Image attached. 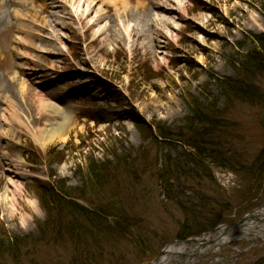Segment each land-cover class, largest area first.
Here are the masks:
<instances>
[{
	"label": "rangeland",
	"instance_id": "obj_1",
	"mask_svg": "<svg viewBox=\"0 0 264 264\" xmlns=\"http://www.w3.org/2000/svg\"><path fill=\"white\" fill-rule=\"evenodd\" d=\"M88 4L89 0H0V17L7 19L0 24V105L3 99L20 105L22 112L14 111L15 116L24 120L29 107L19 88L22 80L36 94L67 108L69 121L76 124L65 141L41 147L20 122L4 125L0 116V237L27 238L16 260L6 255L0 264H75L77 257L68 238L55 241L39 233L45 213L34 190L35 180L50 182L52 176L70 190H78L86 177V164L111 160L113 152L120 159L125 157L122 163L131 164V173L135 171L137 183L126 179L119 187L122 202L126 200L125 207L130 209L125 210L129 223L131 218L140 222L137 237L142 243H137V237L97 231L101 255L97 264L153 261L167 243L216 219L224 205L230 204L231 211L214 227L264 209V175L259 193L246 201V178L234 170L236 165L249 166L264 148V73L254 74L261 95L258 101L227 100L219 88L221 79L236 77L233 65L253 50L254 36L264 33V1L128 0L123 8L94 1L91 9ZM179 4L185 13L177 10ZM97 13L103 18L93 23ZM20 22L31 31L27 41L31 50L16 39ZM129 29L134 33L129 35ZM29 58L57 76L53 86L38 87L32 76L22 74V62ZM191 99L203 109L210 105L215 110L216 151L232 159L233 167L211 163L207 157L209 175L198 172L169 179V185L157 178L164 158L183 159L178 154L191 147L173 140L148 144L134 119L165 125L183 136ZM51 120L61 121V116ZM140 160L146 163L142 170ZM11 171L22 173L21 194H12ZM129 179H134L133 173ZM117 205L124 206L120 201ZM261 218L253 220L262 224ZM203 232L188 237L198 238ZM140 244L146 247L142 253ZM217 256L222 264L259 260L264 264V241L250 245L247 239H237L221 247Z\"/></svg>",
	"mask_w": 264,
	"mask_h": 264
},
{
	"label": "trees",
	"instance_id": "obj_2",
	"mask_svg": "<svg viewBox=\"0 0 264 264\" xmlns=\"http://www.w3.org/2000/svg\"><path fill=\"white\" fill-rule=\"evenodd\" d=\"M254 37L255 47L253 50L244 53L236 65H233L236 77L223 78L219 81L220 92L227 100H260L261 95L254 85L253 79L254 74L264 73V33ZM201 106L197 101L190 100L188 108L191 116L187 121V133L183 136L175 135L165 125L159 123L147 125L134 119L136 127L142 133L143 139L148 140V144L157 146L161 143L168 144L173 140L174 142H184L191 147L192 150L178 154L177 158L181 157L183 159L164 158V167L160 170L162 175H157V178L164 179V182L169 183V185H171L169 179L188 177L198 174V172H202L206 176L209 175L207 172L210 170L211 165L206 162L207 157L210 158L211 163L233 167L232 159L223 158L216 151L219 143L213 138L214 130L218 126V119L214 118L215 110L210 105L206 106L207 109H203ZM120 158L121 156L113 152L111 160L89 161L86 164V177L78 190H70L65 182L52 176L50 182L35 180L34 190L45 213V221L38 225L39 233L43 235L44 239L47 236H52L55 241L65 237L68 238L77 257L75 258V264L80 262L81 264L91 263L92 261L95 264L99 263L98 259L101 258V255L96 241L97 231H107L114 235L121 234L122 236L135 238L140 232L139 221L137 222V220L131 218L133 221L129 223L128 218L130 216L125 210L130 209L125 207L127 206L124 204L126 200L122 202L123 190L119 187L126 182V179L132 181V183H137L135 171L132 172L134 179H129L132 174L131 164L125 161L122 163L125 157ZM139 162L142 170V166L146 163L142 160ZM236 166L237 168H234V170L238 169L237 173H244L248 184V187L243 191L244 200L250 201L252 197L259 193L262 186L264 148L260 150L258 157L249 166ZM90 191L93 195L88 193ZM95 197H100V199ZM119 201L124 206L120 205L118 207L117 203ZM231 207L230 204L222 206L216 219L207 221V225H202L200 230H187V233L178 236V239H185L189 234L214 228L225 215L230 213ZM188 215L191 216V213ZM118 216H122L123 219ZM191 220L193 223L195 222L193 218ZM140 235L141 233H139ZM91 240L94 242L92 243ZM23 243L27 244V238H11L3 234L0 237V259L8 255L6 257L16 260L17 251L20 246L23 247ZM137 243H142V240L140 241L138 237ZM93 247L98 249L94 250ZM139 250L141 253L144 252L146 250L145 245L140 244ZM262 261L259 260L255 264H263Z\"/></svg>",
	"mask_w": 264,
	"mask_h": 264
},
{
	"label": "bare ground",
	"instance_id": "obj_3",
	"mask_svg": "<svg viewBox=\"0 0 264 264\" xmlns=\"http://www.w3.org/2000/svg\"><path fill=\"white\" fill-rule=\"evenodd\" d=\"M94 1H99V3L102 5L114 4L115 7L118 5L123 8L125 7L128 0H89V9L92 7L90 3H93ZM155 4L157 5V8L165 10L158 3ZM141 5L142 7L145 6V4ZM45 6L47 7V3H44L42 8L45 9ZM116 10L117 9H115V11ZM177 10L184 13L186 12V8L180 4L177 5ZM102 18V14L97 13V15L94 17L93 23ZM6 21V18L0 17V24H4L3 22ZM46 27L47 25H45L43 29L46 30ZM125 30L128 31L127 29ZM30 32L31 31H29L27 27L21 25V22L18 23L16 39L18 43L25 49L31 50V44L29 45L27 43ZM132 33H134V30L129 29L128 34L131 35ZM22 63L24 65L22 74L28 77L32 76L36 86L40 87L39 85H43L48 88L49 86H53L55 84V79L57 76L47 73V71L40 67L33 58H29L27 61H23ZM19 88L23 91L25 101L28 103H26V105L29 107L27 108L28 111L23 116L24 120H21V118L15 116L16 112H14H22L21 106L12 105L9 100L3 99L2 106L0 105V116L4 120V125L20 122L21 125L25 126V128L30 131L34 141L38 142L41 147H44L46 144L51 142L65 141L70 130L76 125L75 122L71 123L69 121L71 114L67 112L68 109H65L60 104H57L56 101L44 97V95L36 94V90L26 87L22 80L19 81ZM55 115H60L61 121L51 120L55 117ZM38 121L39 124H36ZM17 157L22 159V157ZM11 172L12 176L9 178V184L11 186L12 194H21L22 186L18 181L20 178H22V173H19L18 171ZM253 215L254 218H259L261 216L264 220V209H259L255 211V213L253 212ZM253 219L251 221L248 219L243 220L236 227L228 228L227 231H225V227H220L214 232L200 236L198 241L195 243L169 245L165 249V253L160 257L156 264H165L170 260L176 262V264H195L198 261H203V257L209 254H214V256L209 259H205L203 261L205 264H222L220 258H218L219 256H217V253L221 247L231 244V242L237 239H247L251 242V244L254 242L252 240L258 236L264 239V223H255ZM202 241L203 244L201 243ZM178 252H181V254L176 255Z\"/></svg>",
	"mask_w": 264,
	"mask_h": 264
},
{
	"label": "water",
	"instance_id": "obj_4",
	"mask_svg": "<svg viewBox=\"0 0 264 264\" xmlns=\"http://www.w3.org/2000/svg\"><path fill=\"white\" fill-rule=\"evenodd\" d=\"M260 209V208H259ZM259 209H255V210H252L248 213H245L243 216H241L237 221L231 223V224H225V225H221V226H216L214 227L212 230L210 231H206V232H203L200 236H204V235H207L208 233L210 232H214L216 231L217 229H219L220 227H225V231L228 230V228L230 227H236L238 224H240L243 220H246V219H253L254 218V215H253V212L255 213V211L259 210ZM254 219H258V217H255ZM199 236V237H200ZM199 237H188L186 239H183V240H173L171 242H169L168 244H166L163 249L160 250V252L158 253V255L155 257V259L153 261H150V262H147V263H144V264H156L158 262V260L160 259V257L165 253V249L169 246V245H182V244H190V243H195L198 241ZM258 240H263L262 238H260L259 236L255 239H253L252 241H258ZM203 244V241L201 242ZM250 245L251 242H250ZM181 254V253H180Z\"/></svg>",
	"mask_w": 264,
	"mask_h": 264
}]
</instances>
